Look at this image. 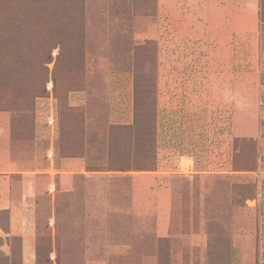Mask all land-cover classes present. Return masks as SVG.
Returning a JSON list of instances; mask_svg holds the SVG:
<instances>
[{
    "label": "rangeland",
    "instance_id": "1",
    "mask_svg": "<svg viewBox=\"0 0 264 264\" xmlns=\"http://www.w3.org/2000/svg\"><path fill=\"white\" fill-rule=\"evenodd\" d=\"M260 89L264 0H0L18 171L83 165L36 201V264H264Z\"/></svg>",
    "mask_w": 264,
    "mask_h": 264
},
{
    "label": "crops",
    "instance_id": "2",
    "mask_svg": "<svg viewBox=\"0 0 264 264\" xmlns=\"http://www.w3.org/2000/svg\"><path fill=\"white\" fill-rule=\"evenodd\" d=\"M88 21V20H87ZM85 44L90 42L88 35L85 33ZM0 253L4 255L10 254V246L6 242L7 238L20 237L21 239V264H36L35 261V245L36 235L38 232V210L37 203L41 192L45 190L47 194L48 187L51 186L56 189L59 184L57 179L66 178V184L70 183L72 174L60 171V169H77V173L83 170L82 163L76 161L77 159H58L56 161V152L54 148H49L52 156L45 160L47 161V168L39 170H32L31 176L19 172L18 168L22 164L27 163V160H20L14 156L11 151V140L9 135V121L6 115H0ZM47 150V151H48ZM46 151V152H47ZM46 154V153H45ZM52 158V159H51ZM52 170L54 173H50ZM22 173L20 183H14L13 174ZM66 173V176L61 175ZM52 176H51V175ZM46 184V188L44 185ZM41 185L44 189L41 188ZM65 189L66 185L64 186ZM59 188V187H58ZM47 221H54V216L47 218ZM169 219L166 216L160 215L157 221L156 233L159 236H164L169 230ZM3 240V244L1 243Z\"/></svg>",
    "mask_w": 264,
    "mask_h": 264
},
{
    "label": "built area",
    "instance_id": "3",
    "mask_svg": "<svg viewBox=\"0 0 264 264\" xmlns=\"http://www.w3.org/2000/svg\"><path fill=\"white\" fill-rule=\"evenodd\" d=\"M53 55H55L54 52ZM46 90L49 92L52 90V85L50 83L46 85ZM260 91L261 92L260 95L258 96V103H257L258 142L261 149L258 157L259 164L262 162V159L264 160V90L260 89ZM46 124L49 126L53 125V120L51 117H48L46 119ZM51 156H52L51 152L48 150L46 152V157L50 158ZM259 168L261 169V166H259ZM259 172L261 171L259 170ZM48 192L49 193L53 192V188L51 186L48 187ZM52 223H53L52 221H48L49 226H51ZM50 259L51 260L53 259V254H50Z\"/></svg>",
    "mask_w": 264,
    "mask_h": 264
}]
</instances>
